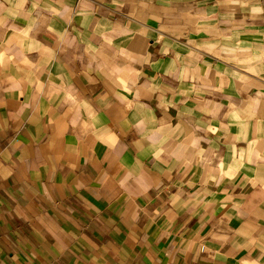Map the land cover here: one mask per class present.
Masks as SVG:
<instances>
[{
    "label": "crops",
    "instance_id": "obj_1",
    "mask_svg": "<svg viewBox=\"0 0 264 264\" xmlns=\"http://www.w3.org/2000/svg\"><path fill=\"white\" fill-rule=\"evenodd\" d=\"M0 264H264V0H0Z\"/></svg>",
    "mask_w": 264,
    "mask_h": 264
}]
</instances>
